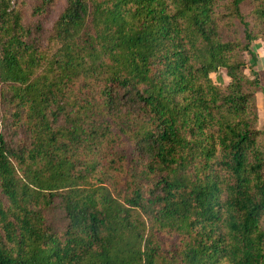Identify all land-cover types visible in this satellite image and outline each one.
<instances>
[{"label":"trees","instance_id":"obj_1","mask_svg":"<svg viewBox=\"0 0 264 264\" xmlns=\"http://www.w3.org/2000/svg\"><path fill=\"white\" fill-rule=\"evenodd\" d=\"M41 32L0 0V264H264V0H66Z\"/></svg>","mask_w":264,"mask_h":264},{"label":"rangeland","instance_id":"obj_2","mask_svg":"<svg viewBox=\"0 0 264 264\" xmlns=\"http://www.w3.org/2000/svg\"><path fill=\"white\" fill-rule=\"evenodd\" d=\"M65 3L66 0H11V5L17 11H19L21 15L23 25L30 27L32 30H34V27L36 25H38L42 29L41 34L38 35L39 37H37V35L35 34L33 36L42 44H45L46 40H48L51 27L56 18L62 12L63 8L65 7ZM249 9L250 4L248 2H244L241 5V11L243 15L247 18V20H250L248 14ZM233 30H236V32H238L239 34V27H237L236 25L232 27V31ZM251 47L257 56L255 67L260 82V89L253 96L254 103L255 95L264 91V74L262 72H259L257 66V62H259L260 64V58L258 59L260 53L261 56H263L261 60L264 61V53L262 52V50H264V47L262 46L260 40L253 41ZM244 61L247 66H249V64L251 63L245 55ZM243 72L246 76L249 77V72L247 69H245ZM209 77L215 85H218L220 87L226 86L229 82V79L224 75V71L221 69L215 73L210 74ZM2 110L3 107L0 106V135L8 145L14 146L16 143H18L24 138V134L20 129L11 128L4 121V118L2 117ZM44 216L46 224H48L49 227L54 231H61L65 225L64 215L61 209L59 208L56 200L47 210L44 211Z\"/></svg>","mask_w":264,"mask_h":264},{"label":"crops","instance_id":"obj_3","mask_svg":"<svg viewBox=\"0 0 264 264\" xmlns=\"http://www.w3.org/2000/svg\"><path fill=\"white\" fill-rule=\"evenodd\" d=\"M262 52L264 53V50H262ZM257 58V56H256ZM260 58V64L259 62H257V66H258V70L259 72H262L264 74V61L261 60V58H263V56L258 57V59ZM256 69V67H255ZM257 71V70H256ZM254 106L256 108V116H257V120H256V128L258 130H262L264 127V91H262V93H258L255 95L254 97Z\"/></svg>","mask_w":264,"mask_h":264}]
</instances>
